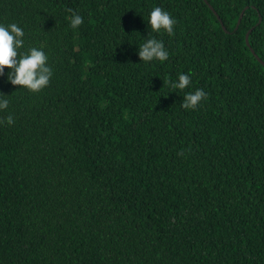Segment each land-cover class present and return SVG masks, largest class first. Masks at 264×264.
<instances>
[{
    "label": "trees",
    "instance_id": "1",
    "mask_svg": "<svg viewBox=\"0 0 264 264\" xmlns=\"http://www.w3.org/2000/svg\"><path fill=\"white\" fill-rule=\"evenodd\" d=\"M206 1L226 31L203 0H0L52 69L0 75V264H264V0Z\"/></svg>",
    "mask_w": 264,
    "mask_h": 264
},
{
    "label": "clouds",
    "instance_id": "2",
    "mask_svg": "<svg viewBox=\"0 0 264 264\" xmlns=\"http://www.w3.org/2000/svg\"><path fill=\"white\" fill-rule=\"evenodd\" d=\"M71 12L69 22L72 28L78 27L83 18L75 11ZM147 25L152 32L159 33L161 30L169 36L173 34L175 19L161 7H152L147 15ZM25 33L22 27L17 23H0V75L4 74V69L8 72L6 80L11 85L21 86L29 91L36 92L48 85L52 76V69L47 64L48 55L41 47H31L26 51H19L24 45ZM139 61H165L168 52L163 42L159 39L148 38L139 45L136 52ZM190 83V76L186 73L178 74L175 81H172L170 87L173 89H184ZM206 94L201 89H195L186 93L182 101V107L186 109H195ZM8 98L0 94V110L7 108ZM7 124L13 123L11 115L5 118Z\"/></svg>",
    "mask_w": 264,
    "mask_h": 264
},
{
    "label": "water",
    "instance_id": "3",
    "mask_svg": "<svg viewBox=\"0 0 264 264\" xmlns=\"http://www.w3.org/2000/svg\"><path fill=\"white\" fill-rule=\"evenodd\" d=\"M204 2H205V4L209 7V9L213 12V14L216 16V18H217V20L219 21V23H220V25H221L223 31H226L225 28H224V26L222 25L220 19L218 18L216 12L213 10V8L210 7V5L207 3V1H204ZM238 23H239V20H238ZM250 32H251V30L248 31V32L245 34V38H244V40H245V44H246V46L250 49V52H251V54H253V56L255 57V59H256V60H257V61H258L263 67H264V62H262V61L258 58V56L254 53V51L250 48L249 41H248L249 33H250Z\"/></svg>",
    "mask_w": 264,
    "mask_h": 264
},
{
    "label": "rangeland",
    "instance_id": "4",
    "mask_svg": "<svg viewBox=\"0 0 264 264\" xmlns=\"http://www.w3.org/2000/svg\"><path fill=\"white\" fill-rule=\"evenodd\" d=\"M203 1H206V0H203ZM205 3V2H204Z\"/></svg>",
    "mask_w": 264,
    "mask_h": 264
},
{
    "label": "bare ground",
    "instance_id": "5",
    "mask_svg": "<svg viewBox=\"0 0 264 264\" xmlns=\"http://www.w3.org/2000/svg\"><path fill=\"white\" fill-rule=\"evenodd\" d=\"M261 60V59H260ZM262 61V60H261Z\"/></svg>",
    "mask_w": 264,
    "mask_h": 264
}]
</instances>
